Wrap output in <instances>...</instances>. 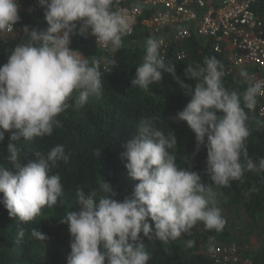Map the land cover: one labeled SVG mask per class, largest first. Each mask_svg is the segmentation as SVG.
Here are the masks:
<instances>
[{
	"label": "clouds",
	"instance_id": "9594fccd",
	"mask_svg": "<svg viewBox=\"0 0 264 264\" xmlns=\"http://www.w3.org/2000/svg\"><path fill=\"white\" fill-rule=\"evenodd\" d=\"M37 3L48 27L25 26L27 40L18 43L7 63L0 66V143L5 133L11 134L6 149L12 165H0V205L22 223L33 221L44 207L55 206L63 196L60 175L51 173L58 162L67 163L69 155L62 145H56L46 153L34 152L36 159L22 165L17 142L51 136L55 128L63 126L58 117L70 106L69 100L83 107L102 94L100 61L74 50L72 37H87L90 30L97 43L116 53L123 47V37L133 31V21L114 0ZM19 4L20 0H0V33L15 29L20 21ZM161 44L155 37L145 40V55L136 67L132 86L147 91L162 81L164 73L175 77L190 97L177 119L194 133L196 151L207 150L204 172L214 185L231 187L232 182L243 180L245 172L264 175V157L254 161L246 147L250 125L264 127V120L249 115L258 98L264 97V81L241 68L244 91L229 90L223 83L227 74L224 63L206 56L202 64L186 68L185 77L194 82L189 85L176 77L174 65L165 62ZM136 127L138 135L123 144L121 153L130 179L138 182L133 193L117 199L113 185L105 179H99L98 190L90 193L76 189L79 211L66 212L60 218L71 236L67 264H148L150 254L142 236L167 244L190 234L198 222L209 231L224 229L210 185L201 183L199 173L179 168L170 153L177 145L175 134L165 135L150 119L141 120ZM94 154L101 156L99 149ZM24 236L21 229L17 243ZM31 237L49 239L37 228L31 229ZM194 243L186 241L189 248Z\"/></svg>",
	"mask_w": 264,
	"mask_h": 264
},
{
	"label": "trees",
	"instance_id": "16d2710c",
	"mask_svg": "<svg viewBox=\"0 0 264 264\" xmlns=\"http://www.w3.org/2000/svg\"><path fill=\"white\" fill-rule=\"evenodd\" d=\"M137 0H114L124 6L132 7ZM20 21L12 34L0 33V66L7 63L11 50L20 42L26 41L25 26L44 30L48 27L44 10L37 0H20ZM29 9L34 11L29 12ZM264 16V2L257 6ZM153 36L149 31L138 28L133 36L124 37L123 47L116 53L105 54L96 44L90 31L87 37L74 35L71 47L79 50L89 59L100 61L102 73V94L99 98H90L83 107H76L74 99L69 100V107L59 115L62 127L55 128L51 136L35 138L32 141L17 142L19 159L22 165L36 159L34 152L46 153L56 145H62L69 155L67 163L60 161L51 174H59L63 185V196L51 208L44 207L41 214L29 223L12 219L8 211L0 205V264H67L70 254L71 236L67 225L60 223L66 212L79 211L76 189L85 192L98 190L97 181L105 179L113 185L117 199L130 196L137 181L130 179L122 160L125 151L123 144L135 138L136 125L141 120L150 119L165 135L173 132L177 145L169 150L176 157L179 168L192 170L201 175V183L211 187L212 192L220 193L224 202L220 208L225 221L222 231L206 230L198 222L191 233L167 244L159 240H149L142 236L150 254L148 264H215L208 256V251L219 245L237 243L243 255L250 256L254 264H264V242L260 247L251 245L252 239L261 241L264 237V175L245 172L242 181H234L231 187H218L205 174L207 150L196 151V139L186 122L177 119L190 100L172 74L164 73L160 82L149 86L147 91L133 87L131 80L145 55L144 42ZM160 49V53H161ZM185 51L184 59H179ZM206 56H215L226 68L224 86L229 90L243 92L246 84L240 77L241 69H232L224 54H217L209 43L196 36L194 30L183 43H174L165 53V62L175 66V75L189 85L193 81L185 77L188 66L202 64ZM232 69V70H231ZM251 74L253 68H244ZM264 105V97L258 98L253 112L258 119L259 109ZM248 111V110H246ZM251 134L246 141L249 156L257 161L264 157V127L255 123L250 125ZM10 133H5V140L0 143V165L11 168L7 159V145ZM99 149L101 156L94 153ZM15 171V169H12ZM255 187L256 191H250ZM247 193V195H245ZM150 223H154L151 222ZM37 228L48 236V240L37 241L31 237V229ZM24 230L23 240L17 243V235ZM142 235V234H141ZM194 240L192 247L186 241Z\"/></svg>",
	"mask_w": 264,
	"mask_h": 264
},
{
	"label": "built area",
	"instance_id": "2783aa9c",
	"mask_svg": "<svg viewBox=\"0 0 264 264\" xmlns=\"http://www.w3.org/2000/svg\"><path fill=\"white\" fill-rule=\"evenodd\" d=\"M261 2L264 0H137L132 7L114 5L125 10L133 21V31L124 37L133 36L139 27L149 31L162 41L161 55L165 56L171 44L183 43L194 30L215 53L226 56L232 69L253 68L251 74L264 81V16L257 10ZM19 7L21 10V3ZM96 44L105 54L111 53L104 45ZM185 56L182 51L178 58ZM262 109L264 105L259 109L264 119ZM208 256L215 264H254L235 242L213 247Z\"/></svg>",
	"mask_w": 264,
	"mask_h": 264
},
{
	"label": "rangeland",
	"instance_id": "374dc122",
	"mask_svg": "<svg viewBox=\"0 0 264 264\" xmlns=\"http://www.w3.org/2000/svg\"><path fill=\"white\" fill-rule=\"evenodd\" d=\"M212 194H213V197H214L215 203H216L217 205H221V204H223V202H224V197H223L222 194H220V193H214V192H212ZM252 240H254L255 242H257L256 239H252ZM261 242H264V237L261 239Z\"/></svg>",
	"mask_w": 264,
	"mask_h": 264
},
{
	"label": "crops",
	"instance_id": "0c3cea01",
	"mask_svg": "<svg viewBox=\"0 0 264 264\" xmlns=\"http://www.w3.org/2000/svg\"><path fill=\"white\" fill-rule=\"evenodd\" d=\"M255 239L257 240V242H255L254 240H252V241H251V245H253V246H255V247H258V246L260 247V245H262V244H260L259 242H261V241L258 240L257 238H255ZM211 249H212V248H211ZM211 249H210V250H211ZM210 250H209V251H210ZM209 251H208V252H209ZM244 256H245V257H250V256H247V255H245V254H244Z\"/></svg>",
	"mask_w": 264,
	"mask_h": 264
}]
</instances>
